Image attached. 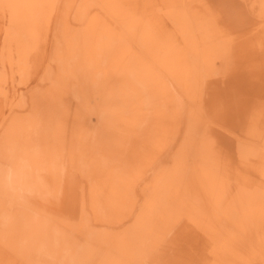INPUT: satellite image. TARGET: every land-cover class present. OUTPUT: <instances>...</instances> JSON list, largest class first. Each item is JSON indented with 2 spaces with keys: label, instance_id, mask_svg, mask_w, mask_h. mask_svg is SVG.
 I'll use <instances>...</instances> for the list:
<instances>
[{
  "label": "bare ground",
  "instance_id": "bare-ground-1",
  "mask_svg": "<svg viewBox=\"0 0 264 264\" xmlns=\"http://www.w3.org/2000/svg\"><path fill=\"white\" fill-rule=\"evenodd\" d=\"M243 1L264 40V0ZM204 3L0 0V264H264V107L243 100L228 160L201 97L232 40ZM38 73L45 89L19 98ZM69 174L81 198L56 217Z\"/></svg>",
  "mask_w": 264,
  "mask_h": 264
},
{
  "label": "rangeland",
  "instance_id": "rangeland-1",
  "mask_svg": "<svg viewBox=\"0 0 264 264\" xmlns=\"http://www.w3.org/2000/svg\"><path fill=\"white\" fill-rule=\"evenodd\" d=\"M229 1L230 0H202V3L205 2L206 3V4L204 3L205 6L206 7L208 6L209 13L212 15V17L214 16L213 17L214 20H216L220 24L219 27L220 28L223 27L222 29H225L226 31H228L230 33L232 44L230 46L231 52L229 54L230 55L229 56L230 57L229 63H228L229 70L227 71V73L224 77L225 79L221 78V77L216 78V81H214L213 84L211 86H209V88H207V87L204 88V91L202 94L203 97H201V98H202V104L205 107V111L208 114V115L204 114L205 115L204 117L207 119H212V121H213V125L210 129V133H212V135L214 136V138L216 140L217 147L220 149V151L227 158L229 157L228 160L231 159L232 162L235 163V162H237V160L239 159V156H240L239 152H238V139H237L238 138L237 134L239 133V130L237 129L236 126L240 122V117H242L240 114V111L243 110V109H241V106H242V108H245V105H243V103L247 102V101H243V100L246 97H248L247 100H248V102L251 103L250 105H252L251 101H255L256 104L264 107V102H262V101H264V92L258 93L256 91H254V90H256V88L254 86L255 84L251 82V78H250L252 76H256V77L260 76L261 77V75H262L261 73L264 74V44H261L264 42V40H262V41H258V40L254 41L252 39H250V41L248 40L250 33H252V37L254 35V31H253V28L255 26L254 22L257 18L256 14H255V8L250 7L243 0H231L230 2ZM235 4L237 6L239 5L238 8H236ZM227 10L229 11L228 13H230L229 15L226 12ZM4 26L5 25H3V22H1V20H0V27H1L0 28V47L2 45V41L5 44L4 36H6V35H5ZM46 53L48 54V51H46ZM249 55H251V59L248 58ZM247 64H251L252 67L243 69L244 67L247 66ZM261 67H263V68H261ZM254 70L255 71L257 70V71L254 72ZM243 72L245 75L243 74ZM239 73H241V74H239ZM40 75L41 74L38 73L36 78L30 81V84L28 86H25V87L23 86V87L17 88V95L19 98H25V99L30 100L35 94L43 91V88L45 89V85H43L41 83L40 79H38L40 77ZM232 79H233V81H232ZM235 83H236V85H235ZM238 84L242 85V86L239 87ZM241 89H242V91H241ZM238 91H240V92H238ZM228 92L234 94L233 98H230L231 101H227V99L225 98V94H227ZM244 92L248 93V94H245ZM257 93L259 94V96ZM249 95H251V96H249ZM254 95H255V97H254ZM240 96H242V97H240ZM19 98H18V100H20ZM211 98L212 99L214 98V100L210 101ZM234 98L237 99L236 102H235ZM255 99H257V101ZM214 101H216V102H214ZM26 102H28V101H26ZM248 102L246 104L247 107L249 104ZM237 105H238V107H237ZM238 113H239V116H238ZM247 113L248 112H246L245 115ZM7 114H6V109L4 108V106H2V102L0 101V126H1V123L4 122L5 116ZM209 115L211 116V118ZM218 115H220V116H218ZM92 120H93V122L89 123V125L91 126V130H93V131H91L92 132L91 136H93L92 140H93V142L97 143V146H96L97 149L101 150L102 152H105L106 147H110L112 145L111 141L113 138V133L108 128L105 127V125L101 121V119H97L94 116V117H92ZM242 121H243V119H242ZM234 125H236V126H234ZM227 127H229L230 129H228ZM231 129H233V132ZM234 135H235V137H234ZM239 138H241V137H239ZM113 140L115 141L116 139L113 138ZM222 141H223V143H222ZM227 142H228V145H227ZM168 157L169 156L165 157L162 161L167 160ZM67 176L65 177V180L62 183L61 189H63V190L60 192V196L59 197L54 196V198H52L53 197L52 196L46 201V206L52 212V214L56 217L57 216H65L66 217L67 213L69 212V210L71 209L72 204H73L71 199L72 198L73 199H75V198L80 199L81 198V190L83 187V183H84L83 181L84 180L79 179L78 177H75L74 175H70V174ZM255 176L256 175L254 174L253 177H255ZM15 264H24V263H22L20 260H17V263H15Z\"/></svg>",
  "mask_w": 264,
  "mask_h": 264
}]
</instances>
